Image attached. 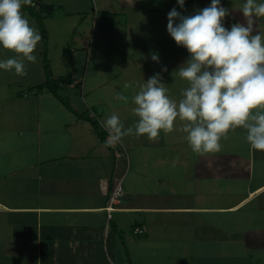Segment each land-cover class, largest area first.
I'll use <instances>...</instances> for the list:
<instances>
[{
    "label": "crops",
    "instance_id": "crops-1",
    "mask_svg": "<svg viewBox=\"0 0 264 264\" xmlns=\"http://www.w3.org/2000/svg\"><path fill=\"white\" fill-rule=\"evenodd\" d=\"M31 1L48 31L53 77L76 79L80 90H68L81 97L71 110L46 89L29 90L45 80L42 39L27 75L0 69V264H264V150L249 145L242 126L218 152H194L175 129L152 139L133 133L112 150L79 116L91 113L103 127L115 112L131 125V100L110 87L131 97L156 73L179 101L188 85L175 70L189 53L168 33L167 13L190 15L210 0L183 8L176 0ZM241 2L221 0L226 27L247 23ZM252 25L264 32V17ZM14 54L0 49V59Z\"/></svg>",
    "mask_w": 264,
    "mask_h": 264
},
{
    "label": "clouds",
    "instance_id": "clouds-1",
    "mask_svg": "<svg viewBox=\"0 0 264 264\" xmlns=\"http://www.w3.org/2000/svg\"><path fill=\"white\" fill-rule=\"evenodd\" d=\"M30 2L0 0V49L15 53L0 59V69L21 76L27 75L28 62L37 61L34 50L42 39L22 11ZM176 2L181 8L185 5V0ZM240 11L247 23L226 27L229 9L221 0H210L190 15L173 7L167 13V31L189 53L175 70L188 86L177 101L156 73L131 97L117 91L114 98L126 103L130 99L137 119L125 127L117 113L108 115L103 121L108 133L104 143H123L133 133L156 138L161 130L172 131L179 118L186 121L182 130L194 152L220 151L221 138L238 126L246 130L245 139L253 149L264 150V32H254L252 25L253 17H264V0H242ZM152 59L159 57L152 54Z\"/></svg>",
    "mask_w": 264,
    "mask_h": 264
},
{
    "label": "trees",
    "instance_id": "trees-1",
    "mask_svg": "<svg viewBox=\"0 0 264 264\" xmlns=\"http://www.w3.org/2000/svg\"><path fill=\"white\" fill-rule=\"evenodd\" d=\"M23 9L27 10L30 16L39 23V28L42 36V42H43V66H44V71H45V80L37 85L31 86L29 88L30 91H42V90H48L50 93H52L56 98H58L61 103H63L68 109L73 110V107L71 103L66 101L65 97L62 94V91L65 89V85L67 82H70L68 78L66 77H59V78H54L52 75L50 63L48 60V31L46 29V26L43 22V17L40 12L36 11L34 7V1H31L28 4H25L22 6ZM48 13H50L51 9L49 6L46 7ZM72 81V80H71ZM80 118L85 119L89 121L98 134L100 140L104 143V141L107 138V131L104 130V128L100 125L99 120L97 119L96 116L88 114V113H83L79 114ZM108 148L113 150L112 145H106ZM137 233V232H136ZM142 234V233H139Z\"/></svg>",
    "mask_w": 264,
    "mask_h": 264
},
{
    "label": "rangeland",
    "instance_id": "rangeland-1",
    "mask_svg": "<svg viewBox=\"0 0 264 264\" xmlns=\"http://www.w3.org/2000/svg\"><path fill=\"white\" fill-rule=\"evenodd\" d=\"M72 81H71V80ZM70 79H68L70 82H67L66 83V87H65V89L62 91V94H63V96L65 97V99H66V101H68L69 103H72V100H73V98H75L77 95H79L80 97H81V94L80 93H75V92H72V91H69L68 89L70 88V87H72V83H73V87L74 88H77V89H79L80 90V84H76L74 81L76 80V79H73V78H70ZM124 87V86H123ZM111 89H112V91H113V93H114V95L113 96H115V93L118 91V90H115L114 88H113V86L112 87H110ZM125 88V87H124ZM127 89V88H126ZM103 90L105 91V88L104 87H102L101 89H98V91H97V95L99 96V94H101L100 93V91L101 92H103ZM129 90V89H128ZM74 91H76V90H74ZM125 91V89H123L122 90V92H124ZM88 99H90V98H87V100ZM88 114H91V113H88ZM134 113L132 112V111H130L129 112V115L130 116H132ZM41 115V114H40ZM133 116H135V114L133 115ZM132 116V117H133ZM134 118V117H133ZM37 119H39L40 121H41V117H37ZM177 120V125H174L175 126V128L173 127V129H175L176 131H177V133H176V135L177 136H181V134L182 135H184V136H186V133H182V132H179V131H181L183 128H182V126L180 125V122L181 121H183V120H180L179 118H177L176 119ZM129 122H134V120H132V118L130 117L129 118ZM133 124V123H132ZM131 124V125H132ZM182 124V123H181ZM184 124V123H183ZM151 144H152V142H151ZM150 144V145H151ZM181 145H187L186 143H182ZM176 146H178V144H176ZM212 257V255H208L207 256V261H208V263H209V261H210V258Z\"/></svg>",
    "mask_w": 264,
    "mask_h": 264
},
{
    "label": "built area",
    "instance_id": "built-area-1",
    "mask_svg": "<svg viewBox=\"0 0 264 264\" xmlns=\"http://www.w3.org/2000/svg\"><path fill=\"white\" fill-rule=\"evenodd\" d=\"M123 194H124V191H123V188L121 185L114 188L113 193L111 195V199H110V203H111V205H114V207L109 208L110 210L113 211L115 209V205L120 202ZM136 232L142 233L141 230H137Z\"/></svg>",
    "mask_w": 264,
    "mask_h": 264
}]
</instances>
